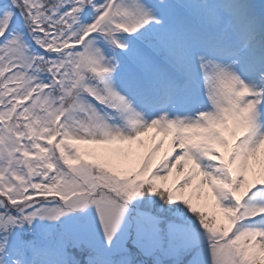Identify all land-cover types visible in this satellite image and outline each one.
<instances>
[{"label": "snow or ice", "instance_id": "snow-or-ice-1", "mask_svg": "<svg viewBox=\"0 0 264 264\" xmlns=\"http://www.w3.org/2000/svg\"><path fill=\"white\" fill-rule=\"evenodd\" d=\"M0 264H264V0H0Z\"/></svg>", "mask_w": 264, "mask_h": 264}]
</instances>
